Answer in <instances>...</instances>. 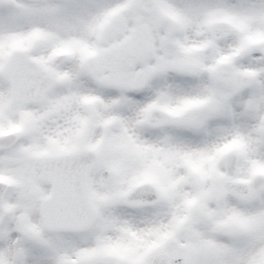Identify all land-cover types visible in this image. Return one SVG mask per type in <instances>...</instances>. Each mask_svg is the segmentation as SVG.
I'll return each mask as SVG.
<instances>
[{"label": "snow or ice", "instance_id": "6c2138e0", "mask_svg": "<svg viewBox=\"0 0 264 264\" xmlns=\"http://www.w3.org/2000/svg\"><path fill=\"white\" fill-rule=\"evenodd\" d=\"M0 264H264V0H0Z\"/></svg>", "mask_w": 264, "mask_h": 264}]
</instances>
